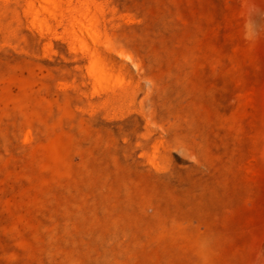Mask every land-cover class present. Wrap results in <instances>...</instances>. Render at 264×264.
I'll list each match as a JSON object with an SVG mask.
<instances>
[{
  "label": "rangeland",
  "instance_id": "374dc122",
  "mask_svg": "<svg viewBox=\"0 0 264 264\" xmlns=\"http://www.w3.org/2000/svg\"><path fill=\"white\" fill-rule=\"evenodd\" d=\"M59 1L0 0V264H264V0Z\"/></svg>",
  "mask_w": 264,
  "mask_h": 264
},
{
  "label": "bare ground",
  "instance_id": "6f19581e",
  "mask_svg": "<svg viewBox=\"0 0 264 264\" xmlns=\"http://www.w3.org/2000/svg\"><path fill=\"white\" fill-rule=\"evenodd\" d=\"M50 1H52L56 6H59L60 5V1L59 0H50ZM87 32H88V34L90 35V36H92V37H94V32H92V30L91 29H88L87 30ZM79 39H81V41L83 42V43H86L87 42V40H86V42H85V38H84V36L83 35H79ZM108 75H110V73L108 72V70H107V68H105L103 65H99V69H98V71H96V77L99 79V80H101V79H103V78H106V77H108ZM137 95V94H136ZM135 95V96H136ZM138 95H139V93H138ZM137 95V96H138ZM135 98V100H136V97H134ZM145 107V106H144ZM124 109H125V106L123 107ZM120 109V108H119ZM145 111H146V109H145ZM151 114V113H150ZM155 115V114H154ZM153 117V116H152ZM151 119V118H150ZM155 120H157V119H155ZM154 121V120H153ZM152 121V122H153Z\"/></svg>",
  "mask_w": 264,
  "mask_h": 264
}]
</instances>
